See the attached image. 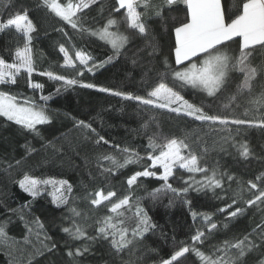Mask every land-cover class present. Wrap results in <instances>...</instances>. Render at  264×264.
<instances>
[{
  "label": "trees",
  "instance_id": "16d2710c",
  "mask_svg": "<svg viewBox=\"0 0 264 264\" xmlns=\"http://www.w3.org/2000/svg\"><path fill=\"white\" fill-rule=\"evenodd\" d=\"M152 2L159 4L161 0H152ZM39 4L40 0H12L9 4H6L5 0H0L2 20H7L22 7L28 9L29 17L37 29L33 33L32 41L36 72L33 73L31 80L43 85V89L30 88L27 75L22 73L16 85H0V90L21 94L38 104H45V101L40 99L42 95L51 97L46 102L51 123L37 126L40 135L0 117V225L5 227L8 237L6 241H0V264H162L163 260L170 258L179 247L192 244L191 236L195 234L197 228L208 235L207 226L199 215L194 221L191 215L193 211L198 214H211L212 222L217 224V230L205 240L204 244L196 245L205 253H211L213 246L219 245L225 239H241L248 233H252L250 239L260 243L257 225L264 224V206L249 208L245 201L257 194L256 190H247L249 188L247 181L252 180L258 185L264 183L256 179L258 176H264V131L242 126L240 134L235 135L236 126H230L235 141L237 143L246 141L248 144L251 155L245 159L231 143L224 145L226 151L220 150L217 141L222 136H226V132L216 131L207 124L194 122L191 118L168 113L166 110L146 109L136 101L98 90L99 87H104L113 91L146 96L147 91L157 82V73L165 71V58L172 68H176L172 52L173 27L184 18L183 6H178L177 11L165 9L164 20L148 19L152 33L149 39L158 46L155 52L144 38L129 32L128 34L134 38L127 45V50L109 63L105 61L113 55L110 45L87 33L81 34L73 30ZM114 7L115 0H98V3L84 10L82 14L84 25L98 29L110 14L120 20L121 14L112 12ZM138 10L143 11V8ZM149 17H152L151 11ZM173 17L175 19H172ZM57 29H63L67 36ZM120 30L125 31L123 23L120 25ZM18 44L22 46L23 40L18 38L14 31L0 33V57L12 62L14 49ZM61 44L69 50L73 58L76 50L84 51L93 58L89 66L94 61L97 67L88 71L77 61V67L83 75H78L77 71L71 68L62 67L64 60L63 54L59 51ZM235 48L236 45H231V49ZM133 60L136 63H133ZM262 60L264 56L257 54L253 63L260 64ZM101 62H105L103 67H99ZM46 71L78 79L81 83H91L97 85V88H83L80 84L65 88L62 86L63 82L39 75ZM260 79L264 81V77ZM168 83L172 86L171 80ZM58 88L59 92H57ZM231 89L235 90V84L231 85ZM176 90L180 91L189 102L203 105L209 114H229L218 107L219 101L213 103L204 93L191 88L181 89L178 86ZM260 91L261 89L257 87L253 95H258ZM247 99V94L240 98L239 102L242 106L235 108L231 114L241 119H253L259 115V113L242 115L244 107H251L247 104ZM153 115L163 135L168 137L188 135L189 142L199 138V144L195 145L197 153L200 154L202 147L208 149L202 163H206L209 168L218 167L219 171L234 175L240 183L234 180L229 186L225 177L221 189L196 191L194 190L196 185H193V189L184 197L191 201L190 204L183 203L181 199H174L173 203L169 204V196H165L155 204L149 200L143 201L156 228L138 243L134 254L126 251L117 256L107 242H102L90 245V251L82 257H69L67 255L69 250L74 251L86 242L73 241L62 232V227L69 224L65 219L69 215L66 208L55 207L47 192L33 200L19 187L17 181L25 174L39 179L68 180L73 185L72 195L76 198L75 206L87 214L86 220L80 218L78 222L89 225L88 233L95 235V220L106 215L107 210L104 207L93 209L85 199L87 193L99 189L105 192L114 190L117 197H122L127 193V177L134 171L143 170V166L150 161L145 160L140 165H130L108 180H104L98 175L97 157L101 154L111 153L118 156L120 154L110 145L103 143L96 145L97 136L87 129L78 127L76 122L83 120L91 124L96 133L104 136L111 145L128 146L145 155L148 140L142 124ZM156 130V126L152 125L148 134ZM28 148H34L36 151L30 156L26 155ZM18 160L19 165L16 164ZM104 163L107 166V162ZM9 164L12 165L11 168L8 167ZM188 176V173L178 170L176 178H170L169 182L174 187H183L185 186L183 180ZM195 178L200 179L201 174H195ZM140 183L144 188L137 189L136 195L143 196L145 188L151 191L159 187L162 181L155 178H141ZM241 186L245 191H240ZM234 195L238 203L228 211H234L236 207H242L245 211L235 218H227V212L221 213L218 209L231 204ZM10 209L15 211H9ZM21 215L24 217L23 220L20 218ZM37 217L44 225L39 240L35 234L29 236L25 227L26 223L31 225ZM224 224H227L226 228ZM254 229L256 232H253ZM44 234L50 239L44 240ZM25 237H28L30 242L26 243ZM53 244L56 247L52 251H47L44 247L47 245L51 248ZM39 252L43 254L40 255ZM261 260H264V244L248 253L243 264H260ZM184 264H201V262L190 253L184 259Z\"/></svg>",
  "mask_w": 264,
  "mask_h": 264
},
{
  "label": "snow or ice",
  "instance_id": "6c2138e0",
  "mask_svg": "<svg viewBox=\"0 0 264 264\" xmlns=\"http://www.w3.org/2000/svg\"><path fill=\"white\" fill-rule=\"evenodd\" d=\"M12 0H5L6 4ZM98 0H40V7L47 9L61 21L69 25L73 30L81 34L87 33L96 37L111 46L113 55L105 62H111L118 58L127 50V45L134 38L128 33H135L136 36L144 38L155 52L158 46L149 39L152 36L149 18L165 19V9L177 11L178 6H183L184 18L178 25L173 27L174 32V62L177 66L172 68L167 58L164 60L165 71L157 73V82L147 91L146 96L132 95L131 93L113 91L108 88L99 87L100 92H110L115 96H121L126 100L136 101L146 109L166 110L168 113H175L178 116L191 118L192 121H199L207 124L210 128L226 132L217 143L221 151H226L224 145L231 143L239 155L247 159L251 153L247 142L237 143L233 135L235 125V135H239L242 126L247 128H258L264 131V60L260 64H254L257 54L264 56V0H161V3L154 4L152 0H115L113 13L121 14L118 20L113 15H109L106 22L98 29L88 28L83 23V12ZM143 8V11L138 9ZM121 10L123 12L121 13ZM152 17H149V12ZM172 19H175L174 17ZM121 23L125 26V31L120 30ZM14 31L18 38H22L23 45L19 44L14 49V59L12 62L0 57V85H16L22 73L28 77V86L32 89H43V85L34 83L31 77L36 68L33 58V33L37 31L36 25L29 17L27 8H21L10 15L7 20L0 19V33ZM67 33L63 29H57ZM69 39H71L69 37ZM236 45L231 49V45ZM59 51L63 54L64 63L62 67H68L77 71L78 75H83L77 67L79 65L92 71L97 67L92 57L81 50L74 52V58L69 54V50L63 45H59ZM105 62H101L99 67H103ZM133 63H136L133 60ZM39 75L47 76L51 80L63 82V87L80 84L83 88H97L91 83H81L78 79L68 78L63 75L54 74L52 71L41 72ZM171 80L172 86L168 83ZM235 84V90L231 85ZM181 89L191 88L204 93L211 98L213 103L219 101L218 107L228 112V115L209 114L203 105L190 103L176 87ZM259 87L261 91L258 95H253L254 90ZM60 89H57L59 92ZM247 94V104L251 107H244L243 116L250 113H259L253 119H241L232 115L235 108L242 105L240 98ZM50 96H41L40 99L45 104H38L34 100L23 97L21 94H13L9 91L0 90V117L22 127L23 129L40 135L37 126L51 123V116L46 102ZM235 106V107H233ZM78 127L87 129L97 136L96 145L101 143L114 147L120 155L107 154L97 157L98 175L104 180L116 175L130 165H140L147 160L150 163L143 166V170L134 171L126 179L127 193L122 197H117L114 190L105 192L103 189L95 192H88L85 199L93 209L104 207L107 214L95 220V235H90L87 231L89 225L79 223L80 218L87 219V214L75 206L73 197V185L68 180H57L54 178L38 179L25 174L17 183L19 187L35 200L43 193L47 192L51 196V203L57 208H66L69 215L68 226L62 227V232L66 233L73 241H85L82 247H77L74 251L69 250V257H82L90 251V245L107 242L111 249L120 256L126 251L134 254L139 242L145 239L147 233L156 228L148 211L144 207L143 201L149 200L153 204L161 201L165 196H169V204L174 199H181L183 203L190 204L191 201L184 199L188 192L196 185V191L206 189L223 188L225 177L229 186L236 180L234 175L219 171L218 167L209 168L206 163H202L207 154L206 147L201 148L200 154L197 153L195 145L199 144V138L194 142H189V136H165L159 131V124L156 117L150 116L142 124L144 132L147 134L146 154L141 155L134 148L121 145H111L102 135L96 133L91 124L83 120L76 122ZM152 125L157 130L148 134ZM51 142H49L50 144ZM150 149V151H148ZM34 148H28L26 155H31ZM107 162V166L105 163ZM19 165L20 161H16ZM12 167L11 164L8 165ZM183 170L188 173L187 179L183 180V187H174L170 183V178H176V172ZM195 174H201L200 179L195 178ZM91 175V174H90ZM141 178H155L162 181V184L148 191L145 188L144 195H136V190L144 188L140 183ZM257 180L264 181V176L256 177ZM248 191L256 190L251 199H247V207L260 208L264 206V183L258 185L252 180L247 181ZM50 189V191H49ZM241 192L245 191L241 186ZM115 198V199H114ZM242 198V197H241ZM238 200L235 195L231 204L218 209L219 212H227V218H235L242 215L245 211L242 207H236L234 211H228ZM15 211V210H9ZM195 221L199 215L207 226V233L197 228L195 234L191 236V245L184 244L175 250L170 258L163 260L162 264H184L188 254H194L201 264H243L245 256L264 244V224H258V240L250 239L252 233L245 234L241 239H225L219 245L213 246L211 253H205L198 248L197 244H204L212 233L217 230V224L212 222L211 214H198L191 212ZM23 220V215L20 216ZM29 236L35 234L40 239L43 223L37 217L31 225L25 224ZM227 227V224H224ZM256 232V229L253 230ZM8 239L5 227L0 225V241ZM44 234V240H48ZM25 242H30L25 237ZM43 243V241H41ZM183 243V242H181ZM47 251L51 248L44 245ZM38 254L42 255V252ZM264 264V260L260 261Z\"/></svg>",
  "mask_w": 264,
  "mask_h": 264
},
{
  "label": "rangeland",
  "instance_id": "374dc122",
  "mask_svg": "<svg viewBox=\"0 0 264 264\" xmlns=\"http://www.w3.org/2000/svg\"><path fill=\"white\" fill-rule=\"evenodd\" d=\"M191 103V102H190ZM36 178V177H35ZM39 179V178H38ZM57 180H63V179H57ZM49 191H50V189H49Z\"/></svg>",
  "mask_w": 264,
  "mask_h": 264
}]
</instances>
